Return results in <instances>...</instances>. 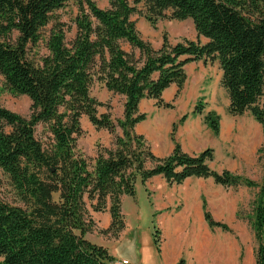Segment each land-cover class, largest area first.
Wrapping results in <instances>:
<instances>
[{
    "label": "trees",
    "instance_id": "1",
    "mask_svg": "<svg viewBox=\"0 0 264 264\" xmlns=\"http://www.w3.org/2000/svg\"><path fill=\"white\" fill-rule=\"evenodd\" d=\"M67 1L0 0V73L11 92L32 100L29 117L0 103V167L23 202L14 205L0 199V264H114L116 258L107 247L86 237L94 225L90 211H110L107 232L117 236L126 226L123 196H134L139 180L145 184L157 175L170 184L212 177L224 186H259L253 228L257 264H264V176L259 184L229 169H213L212 147L198 154L185 152L175 133L189 114L174 123L175 146L165 156L154 153L136 131L147 117L140 110L141 100L173 107L164 101V91L176 83L178 95L187 79L185 65L200 59H218L230 113L250 111L264 131V0H147L144 15L153 26L166 17L192 18L198 36L207 38L173 44L164 33L158 48L142 37L132 18L138 9L129 0H109L107 8L81 0L73 40L67 41L64 29L53 30L49 53L35 63L29 45L39 41L52 13ZM95 77L109 91L125 96L123 117L99 114L102 102L90 91ZM204 110L199 100L192 113ZM83 114L97 128L121 129L115 147L100 149L92 166L76 149ZM220 119L213 110L204 114L216 134ZM40 123L48 124L53 135L49 148L36 137ZM203 206L211 229L232 231L228 223L214 218L206 202ZM159 233L154 231L158 246Z\"/></svg>",
    "mask_w": 264,
    "mask_h": 264
},
{
    "label": "rangeland",
    "instance_id": "2",
    "mask_svg": "<svg viewBox=\"0 0 264 264\" xmlns=\"http://www.w3.org/2000/svg\"><path fill=\"white\" fill-rule=\"evenodd\" d=\"M80 1L68 0L64 6L52 13L50 22L41 29L39 41L29 45L28 53L32 61L41 63L42 58L49 53L47 41L53 30L62 28L66 31L67 41L73 40L76 34L75 19L80 11ZM95 1L102 8L110 6L109 0ZM146 1L129 0L138 9L132 18L139 21V29L143 32H152L150 38L154 47L161 46L164 33H167L169 42L173 44L186 38L196 37L194 40L201 38L197 34L192 18L178 20L166 17L158 21L159 26H153L144 15ZM181 28L185 30V35H179L178 30ZM123 47L127 51L131 50V46L127 42L123 43ZM135 53L137 57H141L138 49L135 50ZM207 61L212 60L208 59ZM214 61H218V59ZM218 69L216 67L209 73L210 77L206 78V82L202 86L203 89H199L202 96L198 97V100H202L205 104V110L211 109V107L219 110L217 112L221 117L219 133L216 134L209 126L205 127V123H202L207 132L208 144L204 148L192 147L190 145L192 138L188 137L186 132L195 126L189 120L178 127L177 138L181 141L183 148L191 153H199L207 147H212L214 155L210 165L213 169L218 171L229 169L261 184L264 176V131L262 125L250 111H246L242 115L230 113L229 93L222 86L221 80L215 83V71ZM185 88L188 89V95L191 89H197V85L189 82L186 86L185 82L181 92ZM90 91L92 96L102 102V105L98 107L99 114L110 113L114 119L123 117L124 95L109 91L105 83L97 77L94 78ZM0 103L26 117L32 113L31 98L28 95L11 92L1 73ZM167 109L169 110V107L156 104L150 112L142 110L146 112L147 117L137 126V130L145 135L156 153H159L163 143L171 141L172 124L168 129H162L158 133L155 131L156 122L163 126V119H167V113H169ZM80 123L82 134L77 140L76 149L87 158L88 164L92 166L100 149L115 147L116 136L121 133V129L117 127L115 132H110L105 128H97L86 114L81 116ZM36 137L45 148H49L53 143V135L48 124L37 125ZM259 191V186H224L216 183L212 177H191L181 184H170L164 177L155 176L145 184L139 180L136 183L134 196H123L122 211L126 226L117 236H113L107 232V228H101L99 225V222L102 224L105 222V211H90L94 220L93 229L90 232L98 239L104 238L105 247L124 255L130 264H161L159 262V246L156 244L154 236V231L160 230L157 220L160 210L184 216L179 223L180 231L188 238L189 242L194 236H199L202 239V248L211 249L208 252L210 262L216 260L217 253H222L220 256L223 257L224 264H257L258 241L253 222ZM58 196L59 194L56 193L55 199H58ZM0 199L14 205H23L10 175L2 167H0ZM204 202L207 203L214 218L228 223L232 231L209 227L204 217ZM94 212H98L96 216L101 217L100 220L93 217ZM192 250V245L186 248L185 255L181 259L182 263H186L188 253Z\"/></svg>",
    "mask_w": 264,
    "mask_h": 264
},
{
    "label": "crops",
    "instance_id": "3",
    "mask_svg": "<svg viewBox=\"0 0 264 264\" xmlns=\"http://www.w3.org/2000/svg\"><path fill=\"white\" fill-rule=\"evenodd\" d=\"M138 22L139 21H137V27L139 29ZM156 25L159 26L158 24ZM139 31L141 32V35L143 38L151 41L150 34L152 32L150 31L143 32L141 29H139ZM178 33L179 35L186 34L185 30H183L182 28L178 30ZM155 34L158 35L157 33ZM194 39H196V37H194L193 40ZM200 39L204 42L207 41V38H205L204 36H201ZM216 67L219 69L218 71H215V74H216L215 83L221 80L222 73H223L218 61H205L204 59H200V60L188 62L185 65V71L187 74L186 86H187V83L193 82L194 84L197 85V89H191L190 93L187 95L188 89L185 88L182 92H180L177 95L176 93L178 90V86L176 83H173L168 88H166V90L164 91L162 95L163 99L165 102L173 104V107H169V110L167 109L169 113H167V119L166 118L163 119L164 121L163 126L162 125L160 126L159 122H156V127H155L156 133H158L162 129L170 128V124H172V130H171V133H172L174 123L178 122L180 118H182L185 114H189L185 121L190 120V122L195 126L192 130L186 132L187 136L192 138L190 145L196 148H204L208 144L207 132L205 131L204 126H202V123H205V127L209 126L204 121V113L210 110H215L216 112H219V110L217 108L211 107V109H208V110L206 109L203 114H194L192 112L194 110L195 105L199 101L198 97L202 96V93H200L199 89H201L202 86L205 84L206 78L208 76L210 77L209 73L212 70H215ZM154 101L155 99H151V98L142 99L140 102V110L150 112L151 110L154 109L156 105V101L155 102ZM140 123H138L137 126ZM183 123L178 124L177 129ZM137 126H136V131L140 134H143L137 130ZM177 129H176V132H177ZM171 133H170L171 141L168 140L167 142L163 143L159 149V153H156L154 149L152 148L154 153H156L159 156H165V155L170 154L173 151L175 143H174V140L172 139ZM175 137L177 141L180 142L183 148V145L181 141L177 138L176 133H175ZM183 150L189 154H198V153L188 152L187 150H185V148H183ZM157 176H161V175H157ZM97 213L98 212H94L93 214L94 218L97 217L96 216ZM104 213H105V216H104L105 222L103 224L99 222V225L101 228L105 229L110 226L111 221H112V216H111L110 211L108 210L105 211ZM183 217L184 216H181L178 214H169L168 212H161L160 210L158 211L157 220H158V226H159L158 228L160 229V237H161V238L159 237L160 239L159 262L161 264H179L180 260L185 255L186 248L189 245H192L193 246L192 252L188 253V258H187L186 263H182V264H224L223 257L220 256L222 253H217L216 260L213 262H210L209 260L210 257L208 256V252L211 249L202 248L203 242H202V239L199 238V236H194L191 242L187 240L188 238H186L184 234L180 231L181 228H180L179 223H180L181 218ZM97 218L98 220L101 219V217H97ZM86 237L97 244L105 246L104 238L98 239L91 232L87 233ZM109 252L116 258V261L126 259V257L120 253H116L111 250H109Z\"/></svg>",
    "mask_w": 264,
    "mask_h": 264
},
{
    "label": "built area",
    "instance_id": "4",
    "mask_svg": "<svg viewBox=\"0 0 264 264\" xmlns=\"http://www.w3.org/2000/svg\"><path fill=\"white\" fill-rule=\"evenodd\" d=\"M114 264H130V261L128 259H122L119 261H115Z\"/></svg>",
    "mask_w": 264,
    "mask_h": 264
}]
</instances>
